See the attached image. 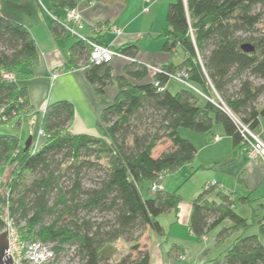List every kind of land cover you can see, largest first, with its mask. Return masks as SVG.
Listing matches in <instances>:
<instances>
[{
  "label": "trees",
  "instance_id": "1",
  "mask_svg": "<svg viewBox=\"0 0 264 264\" xmlns=\"http://www.w3.org/2000/svg\"><path fill=\"white\" fill-rule=\"evenodd\" d=\"M2 1L0 110L7 121L19 117L20 122L32 110L21 81L38 64L40 53L30 28L18 18L29 4ZM82 1L95 0H36V4L53 14L78 7ZM166 22L160 33L163 50L174 54L180 47L185 57L180 64H165L152 79L148 66L136 59L140 50L136 43L116 48L133 59L117 76L110 62L90 61L88 41L79 39L71 46V66L85 65L86 77L98 93L105 94L109 85L118 87L117 96L101 113L100 135L70 129L75 107L67 99L47 106L41 121L44 135L37 146L32 139L26 149L16 134L0 133V165L12 167L8 182L2 184L6 190L0 192L4 205L0 232L1 215L8 211L23 237L51 242L56 256L73 249L80 264H150L146 232L151 229L166 236L159 216L177 211L182 200L178 187L153 191L151 186L162 175L164 180L168 173L193 162L197 154L196 145L180 128L210 135L220 124L235 146L246 142L234 117L255 133L260 130L264 0H176L168 4ZM51 30L55 37L67 34L58 16ZM87 38L107 45L99 37ZM5 70L14 72L16 80H5ZM181 70L196 90L167 88ZM163 142L169 146L160 151ZM191 204L190 228L197 239L219 226L216 246L233 237L222 257L210 264H264L259 235H264V218L254 221L241 215L232 195L218 184L205 186ZM256 225L259 232L248 233ZM120 239L131 246L113 262ZM178 249L173 244L170 253ZM209 253L208 248L204 256Z\"/></svg>",
  "mask_w": 264,
  "mask_h": 264
},
{
  "label": "crops",
  "instance_id": "2",
  "mask_svg": "<svg viewBox=\"0 0 264 264\" xmlns=\"http://www.w3.org/2000/svg\"><path fill=\"white\" fill-rule=\"evenodd\" d=\"M164 1H82L78 5L86 23V28L82 30V33L91 38L99 37L100 40L114 48H120L130 43L138 44L140 50L136 59L148 66L150 72L148 77L152 79L157 69L170 62L180 64L185 57L183 51L182 58L175 59L176 55L179 56L180 47L174 54L163 50L164 38L160 33L162 28L167 26V22L165 25L162 15L164 9L166 11L167 3L173 0ZM40 3L46 5L44 1H40ZM33 4L39 11V17L33 15V17L30 16V20L23 22L30 28L36 40L40 59L28 77L21 81L27 87L32 108L30 112L23 114L21 119L27 116L32 119L33 124L38 116L40 131L42 117L47 106L58 100L67 99L75 107L74 119L70 129L78 134L100 135L101 113L117 96V85H109L106 87L105 94H100L94 85L88 81L85 65L75 68L71 66V46L79 39L68 32L64 36L55 37L51 30L53 20L57 16L64 20L67 10L56 11L52 14L41 10V7L39 8L36 4V0H33ZM2 7L3 1L0 4V8ZM114 27L120 28L121 33H116ZM132 60L131 57L112 59L110 64L113 68V74L115 76L122 74L124 65ZM24 69L29 70L28 67ZM57 72H60V75L54 79L53 74ZM169 81L166 85L167 88H169ZM180 83L184 85L181 89L197 88L191 83L189 85L182 81ZM200 103L204 104L205 98H202ZM217 125L221 128L220 131H215L214 127L212 134L198 133L195 134V139H191L197 147L196 157L193 162L189 163L192 164V174L198 170H211L200 182L202 184L201 190L208 182L215 181L219 189L232 195L236 210L241 215L247 218L254 217V221L262 219L264 218V161L261 158L252 159L249 156L247 145L235 146L223 126ZM260 131L261 133L264 132L262 125ZM216 135L220 136V140L215 141L213 139ZM37 137H33L34 143H39L40 138ZM180 186L178 185L179 192ZM201 190L198 188L194 191L189 202H180L177 211L159 216L166 236L159 235L151 229L147 230L150 264H210V260L222 257L227 247L233 242L232 237L220 245L221 248L216 246V235L221 226L208 233L203 239H197L193 235L190 228L191 201ZM212 197L215 198V196ZM242 199L245 200V203L241 202ZM237 201L241 203L243 208L238 207ZM246 206H249L250 210L246 209ZM163 216L165 218H162ZM258 232L257 225L248 231V233ZM259 235L264 243V235ZM163 242L170 243L169 247L163 245ZM173 244H177L180 249L170 253ZM208 248L210 253L208 256H204V252ZM178 251L185 255L184 259H181L178 253L176 255Z\"/></svg>",
  "mask_w": 264,
  "mask_h": 264
},
{
  "label": "built area",
  "instance_id": "3",
  "mask_svg": "<svg viewBox=\"0 0 264 264\" xmlns=\"http://www.w3.org/2000/svg\"><path fill=\"white\" fill-rule=\"evenodd\" d=\"M66 10V18L62 20V22L65 25L68 33L77 37L78 39L88 41V43L91 45V62L101 64L103 62H110L115 57H128L110 45L101 44L87 38V36L82 33V30L86 28V23L84 22L82 13L78 7L69 8ZM114 31L118 34L121 33V30L118 27H114ZM159 70L160 69H157V71ZM59 75L60 72L54 73L53 78L55 79ZM2 77L8 81L16 80V74L11 71H3ZM172 77L189 85L187 79L188 74L185 72V70H181ZM234 119L239 124L241 133L245 138L246 145L249 148V156L252 159L261 158L264 161V139L260 136V134L255 133L247 125L243 124L237 117H234ZM7 120V115L3 112V110H0V123L7 122ZM38 135L39 138L44 135L42 129L39 131ZM213 139L218 141L220 140V136L216 135ZM37 144L38 143H34V146H37ZM162 177L163 175L160 177V179H162ZM213 185H217V182H208L206 187ZM151 188L153 191H156L162 190L164 186L162 182L156 181L152 184ZM2 209H4V207L0 205V212ZM1 219L3 220L2 231L8 229L9 247L7 251L13 259V264H54L56 252L51 242H46L36 238L23 237L19 226L16 224L8 211L1 215ZM179 257L184 259L185 255L180 254Z\"/></svg>",
  "mask_w": 264,
  "mask_h": 264
},
{
  "label": "rangeland",
  "instance_id": "4",
  "mask_svg": "<svg viewBox=\"0 0 264 264\" xmlns=\"http://www.w3.org/2000/svg\"><path fill=\"white\" fill-rule=\"evenodd\" d=\"M16 1L19 2V3L16 2L17 6L19 4L21 6H23L25 4H29V6H28L29 10L27 8L24 10L22 9L21 15L19 14V17H18L19 19H21L23 21L24 20H30V16L33 17V15L39 17V13H38L39 11H37V7H36V5H34L35 2L33 4V0H31V1L30 0H16ZM163 1L164 0H161V2H163ZM173 1H176V0H173ZM170 2H172V1H170ZM170 2L167 3V7H168V4ZM13 3L15 4V1H13ZM167 7H166V11H167ZM32 8H33V10H32ZM166 11L164 9L163 15H162L165 25H166ZM162 17H161V19H162ZM182 53H183V50L181 48H179V54H178L179 56L176 55L175 59L176 60L181 59ZM183 86L184 85L182 83H180V81L171 78L169 81L168 87L171 91L176 92L177 90L181 89ZM216 98H217V95H215V99ZM216 101H217V99H216ZM259 106L260 107L264 106V96L260 98ZM35 119L36 120H34L33 121L34 123L32 124V119H30L27 116L22 117L20 122L18 121L19 117H15L12 120H9V121L4 122V123H0V133L16 134L17 136L20 137V143L25 145L30 136H33L35 138L38 135V131L40 128V121H38V116ZM261 120H262L261 125L264 127V117H262ZM216 126H215V131H217V132L220 131L221 128L218 127L217 124H216ZM180 132L184 137L190 138L192 140H193V138L195 139V137H196L195 134L199 133V132H195V131H192L190 129H187V128H180ZM257 133L260 134L261 137L264 139V132L261 133V131L259 130V131H257ZM41 139H40V141H41ZM168 146H169L168 142H163V143H161V146L158 147V150L161 151L163 149H167ZM158 150L156 148V150L154 152L155 155H157ZM11 170H12V167L9 165L7 167L4 165H0V192H5L6 189H5V187H2V184L8 182V180L11 176ZM192 171H193L192 164H188V165L186 164V165L182 166L178 171H175L173 173H168V175L165 177V179L164 180L162 179L164 186L169 191H172L173 189L178 187V185H181L180 186V193L183 196L182 200H181V202H183V203H186L187 201L189 202L191 199L192 193H194V191H196L198 188H199V190H201L202 184H200V182H202L203 177L206 176L207 174H209V172L211 170H208V169L198 170L194 174H192ZM31 177H32L31 174H28V179H31ZM159 179L157 180L158 182H159ZM90 183L91 182H87V184H90ZM146 187H147V185H145V188ZM237 203H238V207L240 209L243 208V206L241 205V203L239 201H237ZM0 205L4 206L3 204H0ZM247 208L249 209V206H246V209ZM165 216H163L162 218H165ZM143 239L144 238L142 237L141 240H143ZM162 244L165 246L167 245V248H168L170 243L163 242ZM116 246L118 248V253L116 254L113 262L117 261L124 253L129 251L131 243L120 239L116 242ZM219 248H221V246ZM213 249H216V248H213ZM54 264H80V260H79V257L77 256V254L75 253V251L73 249H70V250L62 251L59 254L57 253Z\"/></svg>",
  "mask_w": 264,
  "mask_h": 264
},
{
  "label": "water",
  "instance_id": "5",
  "mask_svg": "<svg viewBox=\"0 0 264 264\" xmlns=\"http://www.w3.org/2000/svg\"><path fill=\"white\" fill-rule=\"evenodd\" d=\"M2 0H0L1 4ZM247 50H250L249 45L244 46ZM33 136H30L25 144V148H29L32 143ZM9 239H8V229L0 232V264H13V259L10 254H8Z\"/></svg>",
  "mask_w": 264,
  "mask_h": 264
}]
</instances>
